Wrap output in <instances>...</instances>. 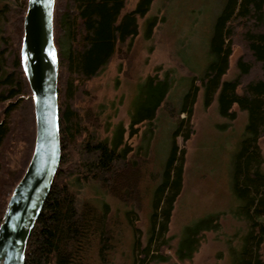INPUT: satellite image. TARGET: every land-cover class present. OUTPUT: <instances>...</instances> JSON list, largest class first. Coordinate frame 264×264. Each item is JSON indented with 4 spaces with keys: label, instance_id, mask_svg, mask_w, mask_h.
<instances>
[{
    "label": "trees",
    "instance_id": "trees-1",
    "mask_svg": "<svg viewBox=\"0 0 264 264\" xmlns=\"http://www.w3.org/2000/svg\"><path fill=\"white\" fill-rule=\"evenodd\" d=\"M125 2H54L61 157L28 237L23 264H113L120 229L117 214H112L105 203H77L69 182L73 173L81 175L84 182H103L105 191L133 208L141 201L137 155H128L132 148L123 141V127L117 126L109 139L100 138L87 129V123L97 124L96 117L90 111L83 115L74 106L87 81L108 64L118 45L137 35V18L145 16L153 0H137L134 8L124 12ZM26 4L27 0H13L12 5L7 3L0 9V108L6 104L0 112V222L9 196L29 162L35 138L31 91L20 61ZM153 25L154 20H149L147 34ZM60 38L64 49H60ZM235 45L242 48L236 61L238 72L234 78L224 79ZM185 85L179 111L186 117L177 112L169 149L158 171L160 179H155V173L152 176L155 181L149 192L148 240L139 244L133 264H148L149 247L154 243L151 241L168 229L183 184L185 148H179L177 137L181 136L185 143L193 133L192 106L200 89L203 105L208 107L216 99L221 117L233 119L234 106L247 113L244 132L233 155L230 183L237 205L233 215L244 220L246 227L232 255L234 264H264L260 252L264 243V157L258 144L264 136V0H224L211 26L207 63ZM168 88V79L155 76L141 85L131 115L130 135L136 125L155 117ZM18 142L23 143L21 149ZM12 150L20 154V166L10 170L6 154ZM105 176L106 181H102ZM217 214L184 228L175 251L179 260L192 256L202 232L217 225ZM139 242L135 239L132 246L138 247ZM161 242L154 243L156 253H151V261L167 259L161 248L166 240Z\"/></svg>",
    "mask_w": 264,
    "mask_h": 264
},
{
    "label": "rangeland",
    "instance_id": "rangeland-1",
    "mask_svg": "<svg viewBox=\"0 0 264 264\" xmlns=\"http://www.w3.org/2000/svg\"><path fill=\"white\" fill-rule=\"evenodd\" d=\"M136 2L126 0L123 11L134 8ZM223 2L153 0L145 16L137 18V35L118 45L108 64L87 81L84 91L76 98L74 106L78 112L84 115L90 111L98 120L94 126L87 123L89 132L109 139L117 126L123 127V141L132 148L128 155H137L141 201L134 208L105 191L101 181L84 182L77 173L69 177L70 189L75 193L77 203L84 200L96 205L105 203L112 214H117L120 229L119 240L113 250V264H133L139 244L144 245L148 240L152 176L155 173V179H160L158 171L169 149L177 112L180 117H186V113L179 111L182 95L187 90L185 83H188L189 77L202 72L207 63L211 26ZM7 3L12 5L13 0H0V9ZM149 20H154V25L147 34ZM59 42L60 49H64L62 38ZM241 53L242 48L235 45L224 79L237 75L236 61ZM151 76L168 79L166 97L155 117L136 125L130 135L131 115L135 111L140 87ZM5 106L0 108V112ZM233 109V119L221 117L216 99L205 107L202 90L198 91L192 106L193 133L185 143L181 136L177 137L179 148H185L182 189L174 203L167 231L151 241L157 243L166 240L161 248L167 259L151 261L150 255L156 251L157 245L152 243L147 256L148 264H234L232 252L239 247L246 225L244 220L233 215L237 205L230 186L231 170L233 155L247 122V113L237 106ZM22 144L18 142L17 147L21 149ZM258 144L264 157V136ZM6 157L10 161V170L20 166V154L16 150L8 152ZM105 177L102 181H106ZM215 213L219 215L217 225L202 232L190 258L179 260L175 251L184 228ZM261 220L264 221V217ZM135 239L140 241L136 245L138 247L132 246ZM260 252L264 257V243Z\"/></svg>",
    "mask_w": 264,
    "mask_h": 264
},
{
    "label": "water",
    "instance_id": "water-1",
    "mask_svg": "<svg viewBox=\"0 0 264 264\" xmlns=\"http://www.w3.org/2000/svg\"><path fill=\"white\" fill-rule=\"evenodd\" d=\"M55 0H27L20 61L35 117L34 146L0 222V264H23L28 237L57 171L61 146L58 120V58L53 36Z\"/></svg>",
    "mask_w": 264,
    "mask_h": 264
}]
</instances>
